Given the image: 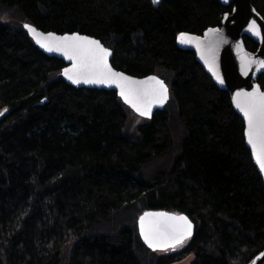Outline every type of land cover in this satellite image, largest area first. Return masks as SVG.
I'll use <instances>...</instances> for the list:
<instances>
[{
    "label": "trees",
    "instance_id": "trees-1",
    "mask_svg": "<svg viewBox=\"0 0 264 264\" xmlns=\"http://www.w3.org/2000/svg\"><path fill=\"white\" fill-rule=\"evenodd\" d=\"M264 19V0H252ZM218 0H0V264H249L264 249V182L227 92L175 44L231 11ZM78 32L169 100L151 119L113 91L75 88L23 24ZM254 52L257 44L243 38ZM264 90V74L257 80ZM136 117V118H135ZM135 119L138 120L135 122ZM144 212L183 214L193 236L152 251Z\"/></svg>",
    "mask_w": 264,
    "mask_h": 264
},
{
    "label": "snow or ice",
    "instance_id": "snow-or-ice-1",
    "mask_svg": "<svg viewBox=\"0 0 264 264\" xmlns=\"http://www.w3.org/2000/svg\"><path fill=\"white\" fill-rule=\"evenodd\" d=\"M159 3V0H153ZM34 36H42L30 25H24ZM249 30L259 34L255 21L249 25ZM214 36L219 34L218 29H210ZM264 39V35L261 36ZM195 37L181 34V43H191ZM220 35L217 42H222ZM37 43L47 51L61 52L68 60L73 61L71 69H65L64 75L74 84H115L120 89V95L125 103L129 104L141 117L151 118L154 105L163 106L168 100V87L163 80L152 76L147 80L138 81L123 73L115 72L108 63L111 55L109 49L97 41L79 35L56 37L49 33L44 41L37 39ZM203 58V57H202ZM207 63V60H206ZM250 59L242 61L241 71L244 74L250 70ZM264 68V60L258 62ZM223 84V79L217 76ZM236 107L244 114L247 122L245 132L247 143L251 146L259 169L264 173V92L257 87L251 92H238L234 100ZM154 217H166L168 221L180 223H161ZM140 234L145 243L153 250L175 248L182 245L187 237L191 236L192 225L187 217H171L166 213H145L140 217Z\"/></svg>",
    "mask_w": 264,
    "mask_h": 264
},
{
    "label": "water",
    "instance_id": "water-1",
    "mask_svg": "<svg viewBox=\"0 0 264 264\" xmlns=\"http://www.w3.org/2000/svg\"><path fill=\"white\" fill-rule=\"evenodd\" d=\"M221 5L223 6H231V11L226 12L222 15L220 25L216 27H209L205 29L201 34H194L189 32H180L175 39V44L179 49L188 50L195 54L196 61L200 64L203 68L205 73L211 78L213 83L220 89L228 93L230 102L232 105L233 110L236 114L242 119L244 124V139L247 148L250 151L252 156V160L254 165L256 166L258 172L260 173L262 180L264 182V173H262L259 169L258 164L256 163V159L253 155V151L251 146L247 143V138L245 135L247 129V122L244 117V114L236 107L234 102L236 98V94L238 92H251L257 87L261 92L264 90L258 84V76L264 74V68L260 67L258 63L261 60H264V39L261 38L264 35V19L263 17L257 12V10L252 5V0H218ZM255 21L256 25L259 29V34H255L249 30V25ZM30 25L32 28L36 29L37 33H42V36H34L24 25ZM23 28L26 31L28 37L32 40L33 44L46 56L54 57L63 61L65 66L61 69L60 74L62 79L69 85L75 88H84V89H95V90H104V91H113L116 93L118 98L137 116L138 113L127 103H125L123 97L120 95V89L115 85L112 84L111 86L105 84H74L71 80H69L65 75V69H71L73 66V61L68 60L61 52L53 51L49 52L46 48L42 47L41 44L37 43V39L42 41L48 36L49 33L54 34L56 37H63V36H72V35H79L82 37H88L92 40H97L101 43L100 40L85 35L80 34L78 32L73 33H64L58 34L55 32H45L37 29L31 24L24 23ZM210 29H218L219 34L214 36L213 34L209 33ZM181 34H186L188 37H195L198 39L193 40L191 43H181L180 37ZM223 36L222 42H217L219 36ZM246 37L251 39L254 43L257 44V48L254 52H250L245 48L243 38ZM102 44V43H101ZM103 45V44H102ZM104 48H107L103 45ZM109 49V48H107ZM111 55L108 57V63L112 67L115 72L123 73L125 76L131 77L134 80L143 81L147 80L149 77L155 76L159 79L157 75L150 74L143 77H136L129 75L121 70L115 69L112 64L111 60L113 57V51L109 49ZM203 57V58H202ZM247 58L252 61L249 65L250 70L247 74L242 73L241 66L242 61ZM207 60V63H206ZM217 76L223 79V84L219 82ZM163 80V79H161ZM164 81V80H163ZM165 83V82H164ZM166 84V83H165ZM168 87V86H167ZM168 100H169V88H168ZM167 100V101H168ZM167 101L160 105H154L152 108L151 118L155 111H161L165 107ZM141 117V116H139ZM144 119H151L148 117H141ZM145 213H166L168 216L171 217H181L185 215L183 214H174L169 212H144L137 218V227H138V234L140 239L142 240L143 244L148 247L152 251L162 250L157 249L153 250L150 248L144 241L143 237L140 234V217L144 216ZM160 221L161 223H180L179 221H168L166 217H154ZM188 221L191 220L187 217ZM192 229H191V236L187 237L185 241L190 239L194 233V225L191 222ZM249 264H264V249L256 255L253 260Z\"/></svg>",
    "mask_w": 264,
    "mask_h": 264
},
{
    "label": "rangeland",
    "instance_id": "rangeland-1",
    "mask_svg": "<svg viewBox=\"0 0 264 264\" xmlns=\"http://www.w3.org/2000/svg\"><path fill=\"white\" fill-rule=\"evenodd\" d=\"M1 113H3V111L0 110V116H1ZM137 121L138 120L135 119V122ZM193 259H194V256L191 254V255H188L185 259H183L181 262L174 263V264H191Z\"/></svg>",
    "mask_w": 264,
    "mask_h": 264
}]
</instances>
